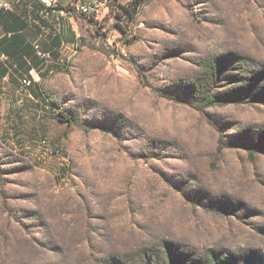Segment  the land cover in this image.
<instances>
[{
    "label": "rangeland",
    "instance_id": "374dc122",
    "mask_svg": "<svg viewBox=\"0 0 264 264\" xmlns=\"http://www.w3.org/2000/svg\"><path fill=\"white\" fill-rule=\"evenodd\" d=\"M84 21L65 73L2 101L0 264H264V0ZM211 72L251 101L198 109Z\"/></svg>",
    "mask_w": 264,
    "mask_h": 264
},
{
    "label": "crops",
    "instance_id": "0c3cea01",
    "mask_svg": "<svg viewBox=\"0 0 264 264\" xmlns=\"http://www.w3.org/2000/svg\"><path fill=\"white\" fill-rule=\"evenodd\" d=\"M78 0H55L48 9L34 0H11L12 11L0 14V108L3 99L17 95L20 78L35 84L70 66L73 52L80 48L83 17L67 10ZM50 54L47 73L35 54Z\"/></svg>",
    "mask_w": 264,
    "mask_h": 264
},
{
    "label": "trees",
    "instance_id": "16d2710c",
    "mask_svg": "<svg viewBox=\"0 0 264 264\" xmlns=\"http://www.w3.org/2000/svg\"><path fill=\"white\" fill-rule=\"evenodd\" d=\"M130 4L133 7L134 10V14L140 9V7L146 3H148L151 0H129ZM134 15L131 14L129 15L130 19H133ZM122 31V30H121ZM35 56L38 58V60H40L42 63L43 61L37 56V53L35 54ZM43 67H44V73H47V68L48 65H45L43 63ZM68 69H66L64 71V73L67 71ZM209 74V75H208ZM215 76L214 72L211 73H207L199 78H197V80L194 83L193 89L195 91H198L201 95L197 98L196 100V106L198 109H203V108H208V107H213V106H226L230 103H237V104H241V103H245L246 101H251L250 98L248 97L247 93L243 90V86L241 87V85H246L248 82L246 79H242L239 82H235L232 84H229V86H226V88H230L234 90V88H236V93L234 95H230V93H220L219 91H216L215 93H212V89L210 88L211 86H209V84L214 83V80H210L212 79V77ZM208 77V78H207ZM23 78H27L28 80H30L28 77H23ZM22 78H20L21 80ZM20 80L18 83V87L17 90L20 88ZM240 85V86H239ZM35 88L33 87V83L30 80V86L28 88L30 96L33 98V95L37 94V90L39 88H37V85H34ZM230 91V90H228ZM172 100H177L176 98H172ZM57 119L59 120V122H64L66 116L62 113L57 114ZM255 153V151L253 149L250 150L249 152V156L252 158L253 154ZM166 249L169 251L170 247L166 246ZM212 264H222L221 262V258L220 257H215L213 258Z\"/></svg>",
    "mask_w": 264,
    "mask_h": 264
},
{
    "label": "built area",
    "instance_id": "2783aa9c",
    "mask_svg": "<svg viewBox=\"0 0 264 264\" xmlns=\"http://www.w3.org/2000/svg\"><path fill=\"white\" fill-rule=\"evenodd\" d=\"M45 8L51 9L55 6V0H34ZM113 0H78L76 4H69L65 12H74L76 15L89 19L101 20L104 19L111 12V4ZM12 11L11 0H0V14ZM37 56L43 61L45 65L51 62V56L47 53L37 52ZM30 80L22 78L20 80V88L17 90L19 95L31 97L29 93ZM42 143L45 144L43 141Z\"/></svg>",
    "mask_w": 264,
    "mask_h": 264
}]
</instances>
